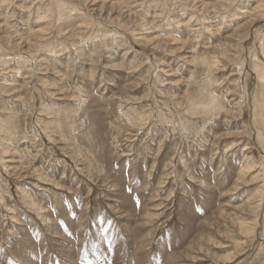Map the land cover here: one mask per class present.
<instances>
[{
  "label": "rangeland",
  "instance_id": "rangeland-1",
  "mask_svg": "<svg viewBox=\"0 0 264 264\" xmlns=\"http://www.w3.org/2000/svg\"><path fill=\"white\" fill-rule=\"evenodd\" d=\"M1 1L0 264H264V0Z\"/></svg>",
  "mask_w": 264,
  "mask_h": 264
},
{
  "label": "bare ground",
  "instance_id": "bare-ground-1",
  "mask_svg": "<svg viewBox=\"0 0 264 264\" xmlns=\"http://www.w3.org/2000/svg\"><path fill=\"white\" fill-rule=\"evenodd\" d=\"M1 1V0H0ZM55 1V0H54ZM79 1V0H78ZM231 0H228V2H230ZM1 2H6V0H2ZM52 2V1H51ZM49 4V3H48ZM51 4H53V3H51ZM88 4V3H87ZM95 4V3H94ZM102 5V4H101ZM100 5V6H101ZM105 5V4H104ZM103 6V5H102ZM105 7V6H104ZM258 8V7H257ZM92 9V8H91ZM100 9H101V7H100ZM260 9V8H259ZM93 10V9H92ZM95 10V9H94ZM103 10V9H102ZM99 12V11H98ZM103 13V12H102ZM101 13V14H102ZM108 13V12H107ZM109 13H111L110 11H109ZM50 14V13H49ZM100 14V15H101ZM111 15V14H110ZM110 15H109V18H110ZM98 17V16H97ZM25 18V17H24ZM106 19H108V17L106 18ZM103 20V19H102ZM38 21V20H37ZM34 32V31H33ZM42 38V37H41ZM4 41V40H3ZM24 42V41H23ZM27 42V41H26ZM18 43V42H17ZM32 43L33 42H27V43H25V47L27 46V50L26 51H28L29 52V50L31 49V47H32ZM10 45V44H9ZM24 46V45H23ZM22 46V47H23ZM39 46V45H38ZM260 49H262L263 50V54H264V38L262 39V41H261V44H260ZM261 73V72H260ZM262 74V73H261ZM263 75V74H262ZM259 76H260V79H264V76L262 77L260 74H259ZM200 101H195V104L198 106V105H200ZM207 105L205 106V111H207V112H216V109L218 110V111H220V109L217 107V106H214V105H212L211 103H206ZM259 109H260V111H259V115L260 116H262L263 118H261L260 120H261V123L262 124H264V103H262L259 107H258ZM261 133V132H260ZM264 134V133H263ZM262 137H264L263 135H262ZM262 139H264V138H262ZM259 196H260V194H259ZM252 202V201H251ZM263 203V202H262ZM248 204H250V203H248ZM258 205V207L257 208H259V204H257ZM261 205V204H260ZM247 206H249V205H247ZM250 207V206H249ZM255 207V206H254ZM240 209H243V207L242 208H240ZM252 209H255L256 210V207L255 208H252ZM251 208H250V211L252 210ZM259 211V210H258ZM258 211H257V213H258ZM255 224V223H254ZM253 225V224H252ZM256 225V224H255ZM256 227V226H255ZM246 228V227H245ZM253 229V228H252ZM245 232V231H244Z\"/></svg>",
  "mask_w": 264,
  "mask_h": 264
}]
</instances>
